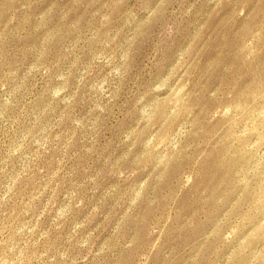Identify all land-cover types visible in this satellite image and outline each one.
Wrapping results in <instances>:
<instances>
[{"label":"rangeland","instance_id":"rangeland-1","mask_svg":"<svg viewBox=\"0 0 264 264\" xmlns=\"http://www.w3.org/2000/svg\"><path fill=\"white\" fill-rule=\"evenodd\" d=\"M104 16L109 19L102 22ZM262 18L264 0H0V80L9 96L30 90V103L16 125L17 133L28 131L38 120L40 125L54 124L66 107L73 119L81 120L75 133L71 124L64 125L54 152L36 153L42 169L28 175L19 171L27 163L24 157H31L38 145L29 143L24 153L10 157L5 165L2 161L12 133L10 125L0 121V169L6 168L0 171V200L8 201L0 207V224L7 218L14 228L34 237L47 230L55 212L36 219L51 195L45 185L74 167L83 180L87 168L88 176L104 173L99 191L94 197L89 193L84 208L69 218L62 234H70L97 207L94 221L77 237L100 226L93 236V254L103 253L101 244L112 230L123 228L127 239L136 237L143 264H260L264 211L251 212L243 197L237 200L228 195L211 210L206 201L220 178L215 168L199 169L193 181L191 176L182 180L184 165H174L166 182L144 200L142 189L134 193L132 189L151 172L141 171L137 161L155 139L159 142L164 135L176 133L187 136V144H199L203 134L193 133L202 111H214L221 118L209 131L225 123L223 119L232 112L229 105L252 80L239 70L235 56L241 29L246 22L259 23ZM138 29L119 100L103 115L102 124L90 123L93 116L105 112L102 101L105 89L111 91L112 76L121 75L120 51L112 64L99 60L100 56H111L118 45L126 49ZM113 37H117L115 44ZM89 69L92 75L81 87L80 79ZM53 91L55 97L62 95L60 99L53 101ZM212 93L217 96L213 98ZM6 94L0 92V105L6 104ZM137 124L144 133L129 153L132 144L125 143V135ZM242 129L243 122L238 130ZM199 151L194 148L191 155ZM166 160L165 154L161 164ZM111 167H119L125 177L133 171L137 175L125 182L118 173L107 174ZM66 191L61 189L57 207ZM127 207L128 214L123 215ZM110 246V242L104 244V248ZM37 248L43 252L44 242ZM101 259L107 264H128V254L122 261L119 250Z\"/></svg>","mask_w":264,"mask_h":264},{"label":"clouds","instance_id":"clouds-1","mask_svg":"<svg viewBox=\"0 0 264 264\" xmlns=\"http://www.w3.org/2000/svg\"><path fill=\"white\" fill-rule=\"evenodd\" d=\"M151 15L155 16L156 13ZM239 15L243 16V11ZM105 17L109 19L108 16H104L101 18L102 22L105 21ZM241 32L242 36L235 56L239 61V70L252 76L251 82L237 100L229 105L232 112L227 119H223L225 123L216 125L209 131V126H212L214 122L221 118L214 115V111L207 114L202 111L200 116L196 117V132L193 133V136L199 137L201 134L204 136L199 144H187V136L179 137L176 136V133H169L164 135L159 142H156L155 139L147 148L144 145L145 151L139 157L137 163L140 165L141 171L148 172L151 169V172H149L146 179L132 189L133 193L138 188L143 190L142 200L145 199L146 194L156 192L166 182L174 165H184L185 168L181 172L182 180L186 176H191L193 181L199 175V169L212 167L218 171L220 178L219 183L206 201L211 206V210H215L221 198L228 195L237 200L243 197L251 212L264 211V18L260 19L259 23L246 22ZM139 34L140 30L138 29L137 33L129 39L126 49H121L118 45L111 56H100L102 59L99 60L112 64L115 61L116 53L120 51L121 63L119 67L121 68V75L112 76L111 91L108 88L105 89L102 101L105 112L93 116L90 123L102 124L103 115L110 112L119 100L121 80L130 71L129 62ZM116 40L117 37H113L112 43L115 44ZM196 55L199 56V52ZM185 63L187 64V61ZM90 75H92L91 69L82 75L80 79L81 87L85 86L86 79ZM92 88L95 89L94 85H92ZM0 92L7 93L4 96L7 101L6 104L0 105V121H3L4 125H10L8 129L12 133L9 143L6 145V159L2 162L7 165L10 157L20 156L25 152L29 143L34 142L38 145V148L31 157H24L27 163L23 164L19 173L23 175H28L29 171L38 173L41 171L42 165L39 163V157L36 156V153L54 152L63 136L61 129L64 125L66 123L71 124V129L75 133L80 130L77 121L81 120L73 119L70 107H66L54 124L40 125L38 120L28 131L17 133L16 125L30 103V90L20 89L15 96H9L5 82L0 80ZM53 93L54 91L52 92L53 101L60 99L62 96L55 97ZM216 96L217 93H212L213 98ZM65 99L60 102L64 104ZM229 99H231V95H229ZM9 113L12 114L11 117ZM155 116L151 121H148L149 125L152 124ZM241 122H243V129L238 130ZM38 125H40L39 131H37ZM143 133L144 130L140 129L139 124H137L136 128L125 135V143L131 142L132 144V147L128 149L129 153L137 146ZM5 136H7V133ZM37 136H42L43 139H37ZM45 141L47 142L45 143ZM41 145H43V148L40 147ZM194 148L200 149V151L198 154L191 155ZM165 154L167 160L164 164H161V157ZM5 170L6 168L0 169V171ZM44 170L46 171V169ZM88 171L87 168L83 169L85 178L81 180L77 168L74 167L68 172H63L64 174L60 175L58 180L54 179L52 183L45 185V191H50L51 195L36 219L37 221L43 219L45 214L50 216L53 211L55 216L47 230H43L39 235L34 237L31 234L22 233L14 228L7 218L0 224V264H107L106 260L101 259V257L114 255L117 250L120 252L122 261L125 254H128V264L132 260H135L136 264H143L137 250L136 237H133L132 240L127 239L123 228H120L119 231L112 230V235L101 244L103 253L93 254L91 250L95 247L93 236L100 226L88 231L87 235L77 238L80 230L88 227L94 221L95 214L99 211L97 207H92L88 217L84 221L76 223L70 234L67 236L62 234L69 218L78 215L80 210L84 208L89 193L94 197L99 191L98 181L101 180L104 173L97 172L94 176H88ZM115 173H118L119 178L125 182L137 175V172L133 171L125 177L124 171L119 170V167H111L107 174L111 176ZM14 176L17 177V180L20 178L17 173ZM65 188L67 191L63 193L64 202L60 207H57L61 189ZM112 191H115V189ZM131 198L134 199V196ZM155 202L154 199L151 201V203ZM7 203V200H0V207H6ZM119 207L121 205L118 201L117 208ZM61 213L63 214L61 215ZM127 214L128 207L123 215ZM5 216L7 217V213H5ZM121 218L122 216H119V219L116 220L117 223ZM98 239L99 237L95 236V240ZM42 241L44 242V251L40 252L37 246ZM61 241L63 242L61 243ZM109 242L111 246L104 248V244ZM89 257H92V259L89 260ZM257 259L260 260V264H264V255H258Z\"/></svg>","mask_w":264,"mask_h":264}]
</instances>
